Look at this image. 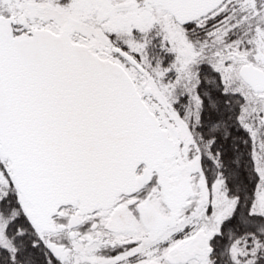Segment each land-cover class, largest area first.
<instances>
[{
  "label": "snow or ice",
  "instance_id": "snow-or-ice-1",
  "mask_svg": "<svg viewBox=\"0 0 264 264\" xmlns=\"http://www.w3.org/2000/svg\"><path fill=\"white\" fill-rule=\"evenodd\" d=\"M0 264H264V0H0Z\"/></svg>",
  "mask_w": 264,
  "mask_h": 264
}]
</instances>
